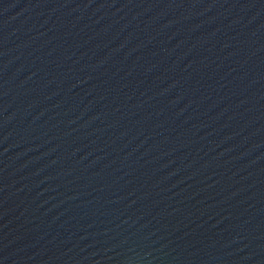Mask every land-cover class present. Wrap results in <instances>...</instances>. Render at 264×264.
Masks as SVG:
<instances>
[{"label":"water","instance_id":"water-1","mask_svg":"<svg viewBox=\"0 0 264 264\" xmlns=\"http://www.w3.org/2000/svg\"><path fill=\"white\" fill-rule=\"evenodd\" d=\"M0 264H264V0H0Z\"/></svg>","mask_w":264,"mask_h":264}]
</instances>
